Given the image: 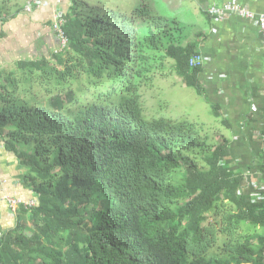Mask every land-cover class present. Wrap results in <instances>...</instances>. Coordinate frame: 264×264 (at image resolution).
<instances>
[{"label": "trees", "instance_id": "obj_1", "mask_svg": "<svg viewBox=\"0 0 264 264\" xmlns=\"http://www.w3.org/2000/svg\"><path fill=\"white\" fill-rule=\"evenodd\" d=\"M21 1L0 0V15ZM63 5L66 48L0 70V147L11 155L0 166L21 182L7 196L35 202H0V264H264V192L241 191L227 143L206 147L203 125L143 115L139 89L168 62L201 93L194 45L170 43L177 20L148 0L127 12ZM260 142L258 179L264 131Z\"/></svg>", "mask_w": 264, "mask_h": 264}, {"label": "crops", "instance_id": "obj_2", "mask_svg": "<svg viewBox=\"0 0 264 264\" xmlns=\"http://www.w3.org/2000/svg\"><path fill=\"white\" fill-rule=\"evenodd\" d=\"M184 2L186 9L194 11L188 22L180 19L177 12L166 17L175 18L179 27L174 29L170 43L180 47L192 44L196 54L202 57L198 74L201 93L196 94L215 120L212 127L202 125L207 131L216 133L218 145L224 140L229 150H260V135L264 131V48L256 20L227 15L221 21H214L206 10L231 3L257 18L264 14V0ZM24 3L22 0L16 5L10 4L0 15V70L8 71L18 61L50 59L57 48L50 28L53 0H43L30 13L24 12ZM178 81V85L185 87L181 78ZM6 158L8 162L10 153L0 147V160ZM12 165L0 166L1 178L6 183L5 192L0 185V202L9 194L6 186L15 189L17 196L21 195V182L14 177ZM30 197L26 195V200ZM9 216L10 213L3 209L2 225L12 222Z\"/></svg>", "mask_w": 264, "mask_h": 264}, {"label": "rangeland", "instance_id": "obj_3", "mask_svg": "<svg viewBox=\"0 0 264 264\" xmlns=\"http://www.w3.org/2000/svg\"><path fill=\"white\" fill-rule=\"evenodd\" d=\"M104 2L109 8L119 5L120 10L127 12L133 9L132 7L137 0H104ZM148 3L153 13L172 16L177 12L176 14L184 22H188L192 16L191 13L194 12L186 9L184 0H148ZM146 29L145 24H143L139 27V32L141 30L146 31ZM172 70H174L172 63L168 62L166 71L162 73L163 75L158 72L154 75L150 84L140 87V102L144 117L162 115L185 120L189 123H198L201 124L200 126L204 124L212 127L215 120L207 105L193 89L178 85L180 78ZM207 134L208 140L202 144L211 148L218 143V140L216 133L208 131ZM259 153L260 150H230L229 159L226 160L231 170L241 171L244 175L241 191L251 194L254 198H258L264 192V178L258 179L257 169H255V164L259 163ZM3 180L0 170V185L5 192L6 183Z\"/></svg>", "mask_w": 264, "mask_h": 264}, {"label": "built area", "instance_id": "obj_4", "mask_svg": "<svg viewBox=\"0 0 264 264\" xmlns=\"http://www.w3.org/2000/svg\"><path fill=\"white\" fill-rule=\"evenodd\" d=\"M24 12L30 13L34 9L38 8L43 0H24ZM62 0H53L52 6H53V14L50 22V28L53 32L55 39L57 41V48L53 51V54L59 53L62 49L66 48L68 44V39L65 36L63 25L65 23L64 21V13L63 9L61 8ZM207 15L214 21H221L223 20L227 15H237L241 18L245 19H254L256 20L257 27L259 29L260 35H261V42L262 46L264 48V14H261L257 18H255V15L246 10L245 8L236 5L227 3L222 6L216 7L211 6L206 10ZM202 62V57L199 54L192 55L188 60V65L191 68L200 66ZM5 182V181H3ZM2 201H5L7 205L12 209H16L19 205H23L26 208H29L34 205V200H25L23 202L21 199H15L11 198L7 195H4L2 197Z\"/></svg>", "mask_w": 264, "mask_h": 264}]
</instances>
